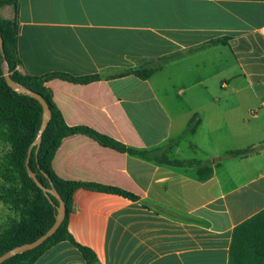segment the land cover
I'll return each mask as SVG.
<instances>
[{
  "label": "crops",
  "instance_id": "0c3cea01",
  "mask_svg": "<svg viewBox=\"0 0 264 264\" xmlns=\"http://www.w3.org/2000/svg\"><path fill=\"white\" fill-rule=\"evenodd\" d=\"M10 1L0 12L16 26L22 75L103 76L44 84L70 127H90L138 150L167 149L172 159L214 162L220 157L178 155L183 147L172 143L186 127L173 134L169 98L180 85L206 89L216 79L217 97L188 123L197 118L196 133L225 130L237 143L231 150L259 152L213 164L209 180L80 134L63 140L52 169L63 180L139 198L75 192L68 231L96 254V264H229L235 228L264 209V0ZM225 37L227 44L211 43ZM170 56L176 57L149 80L106 78ZM164 73L167 81H159ZM35 264L88 263L64 241Z\"/></svg>",
  "mask_w": 264,
  "mask_h": 264
},
{
  "label": "trees",
  "instance_id": "16d2710c",
  "mask_svg": "<svg viewBox=\"0 0 264 264\" xmlns=\"http://www.w3.org/2000/svg\"><path fill=\"white\" fill-rule=\"evenodd\" d=\"M9 3H11L9 0H0V7ZM12 4L17 7L16 0ZM0 33L3 38L11 78L15 82L41 94L52 110V119L43 135L38 155L36 154V148L32 152L30 167L36 173L39 181L47 188L53 185L66 203L65 220L51 238L39 248L19 254L3 264H35L49 249L64 241H69L78 248L88 264H96V254L90 248L78 244L68 231V219L72 211L75 192L80 188H84L95 192L124 196L132 201L139 200L133 193L118 187L59 178L52 169V159L63 140L67 137L80 134L97 141L103 147L111 148L121 153H128L169 166L193 168L197 173L198 180L202 182L209 180L213 176V164L219 166L226 158H246L253 153L259 152L254 147L231 150L214 162H203L197 159H172L167 155V149L165 151L160 149L151 151L138 150L127 147L114 138L90 127H70L66 124L61 111L53 103L50 93L44 84L54 79L76 84H89L103 79V76L100 74L73 76L62 72L49 73L43 76H24L17 69L19 64L17 56L18 35L15 24L0 17ZM228 41L229 38L225 37L211 43L227 44ZM0 56L3 59L1 51ZM175 57H161L149 64L106 78L134 76L143 81L149 80L165 65L174 60ZM42 115L43 109L38 100L29 95L18 94L9 87L0 63V139L11 145L13 154L9 160L19 172L24 186L22 190L24 192V200L21 201L13 199L20 192L17 193L15 189L6 191L11 201L5 200V202L20 208L23 214L20 221L12 224L0 235V256L18 245L35 241L45 234L55 222L56 207L50 203L45 193L29 177L26 165L29 148L35 140L42 123ZM159 151L161 155H158ZM7 180H11L10 177ZM22 191L21 193L23 194ZM51 200L58 206L59 202L55 197L51 196ZM229 264H264V209L235 228L229 249Z\"/></svg>",
  "mask_w": 264,
  "mask_h": 264
},
{
  "label": "rangeland",
  "instance_id": "374dc122",
  "mask_svg": "<svg viewBox=\"0 0 264 264\" xmlns=\"http://www.w3.org/2000/svg\"><path fill=\"white\" fill-rule=\"evenodd\" d=\"M5 6L6 5L0 7V11ZM0 17L3 18L1 12ZM0 63L1 68L5 73L7 65L1 58ZM168 77V74L164 73L160 76L159 81L166 82ZM192 77L193 76H189L190 79H178L177 81H179V84L181 82L187 83L186 80L189 81ZM208 84L209 85L206 89L195 87L188 88L187 90L185 86L182 87V85H180L174 89L173 97L169 98V108L174 116L173 134H179L186 127L184 132L176 137L173 141L174 143H172L177 145L178 142H180V145H178L183 147V153L178 155H182L183 158L195 157L199 159H208L222 157L226 151L233 149L234 146H237V143L231 139L223 129L205 128L201 132L196 133L198 126L197 118L195 117L191 119L188 123L192 112L202 109L206 102L214 97H217L219 87L218 84H216V79H213ZM161 89L164 91V88ZM182 90L184 91L182 92ZM163 91L160 90L162 96ZM163 150L165 151V149ZM12 151L11 145L0 139V235L12 224L20 221L23 214V211L20 208L5 202V200L11 201L6 191L14 189L17 193L20 192L18 193L20 195L17 194V196L13 199L20 201L24 200V192L22 191L24 186L21 182V177L15 166L9 160L10 156L13 154ZM158 155H161L160 151L158 152ZM9 177L11 180H7ZM22 205L23 204L21 202V206Z\"/></svg>",
  "mask_w": 264,
  "mask_h": 264
},
{
  "label": "water",
  "instance_id": "95a60500",
  "mask_svg": "<svg viewBox=\"0 0 264 264\" xmlns=\"http://www.w3.org/2000/svg\"><path fill=\"white\" fill-rule=\"evenodd\" d=\"M0 51H1L2 57H3L6 65H7V70L5 71V77H6V80H7L9 87L13 91L17 92L18 94L29 95L32 98L38 100L42 106V109H43L42 123H41V126L39 128V131H38V134H37L35 140L33 141V143L31 144V146L29 148L26 165H27V171H28L29 177L45 193V196L49 199L50 203L56 207V210H57L56 216H55V222H54L53 226L45 234L40 236L35 241L25 243L22 245H18L16 247L10 249L9 251L4 253L3 255H1L0 256V264H3L6 261H8L9 259H11V258H13L19 254H22V253H25L28 251H32V250L39 248L49 238H51L58 231V229L61 227V225L63 224V222L65 220L66 203L62 199L60 194L55 190L54 186L52 185L50 188L45 187L39 181L36 173L34 171H32V169L30 167V159H31L32 152H33L34 148H36V154L38 155V152H39L41 145H42L43 135L46 132V130L49 126V123L52 119V110H51L48 102L46 101V99L41 94L31 90L30 88H28V87H26L20 83L15 82L11 78V76L9 74V64L6 60L4 43H3V38L1 36V33H0ZM51 196L55 197L58 200V202H59L58 206H56L54 204V202L51 200Z\"/></svg>",
  "mask_w": 264,
  "mask_h": 264
}]
</instances>
